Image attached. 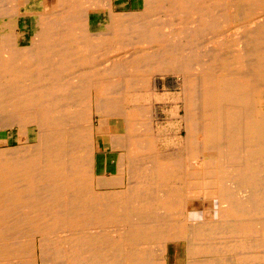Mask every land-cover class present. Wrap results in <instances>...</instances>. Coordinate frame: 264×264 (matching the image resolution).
Returning <instances> with one entry per match:
<instances>
[{
	"label": "bare ground",
	"instance_id": "6f19581e",
	"mask_svg": "<svg viewBox=\"0 0 264 264\" xmlns=\"http://www.w3.org/2000/svg\"><path fill=\"white\" fill-rule=\"evenodd\" d=\"M124 4L0 0V264H264V0Z\"/></svg>",
	"mask_w": 264,
	"mask_h": 264
},
{
	"label": "rangeland",
	"instance_id": "374dc122",
	"mask_svg": "<svg viewBox=\"0 0 264 264\" xmlns=\"http://www.w3.org/2000/svg\"><path fill=\"white\" fill-rule=\"evenodd\" d=\"M126 1H131L130 2L131 4L126 3ZM109 3H110V6L111 5L120 6V5L125 3L123 7L124 8H130L131 5L133 6L136 4V0H109ZM62 13H66V11L65 12L62 11ZM3 19H0V22H1V25H7L6 27L8 28L7 29L8 31H5V33H7V35H10V34L14 35L15 33L17 34L16 30L19 27L20 28V30L18 29L19 37L22 38L23 40L28 37L27 36L28 35L27 30L25 28L24 29L22 28L23 23H24L23 18L22 19L21 18H18V19L3 18ZM7 22H9V25ZM15 25L17 26V28H15ZM27 44H28V42L20 43V45H23V46H25ZM180 84H181L180 79L176 78L175 75H171V74L164 75V74L154 73V75L151 78V94L152 95L164 94V93H171L173 95L174 94L176 95V93L179 94ZM175 102H178L177 104H181V101H175ZM147 103H149L148 107H150L151 110H153V117H152L153 122H150V120H149V122L152 124V135H153V137L155 139H157L159 129H161L162 127L169 125L170 123L174 122V125H175V127H178L177 128L178 130L174 129L172 131H168L167 132L168 135H166V137L169 138L170 141L174 140V138H176V137L182 138V140H183V138L185 137V134H186L185 129L183 127L184 125L182 124V121L184 118L183 113H181V115H180L181 117L180 116L179 117H167L166 115H163V113L161 112L162 111L161 109H163L164 107H170L171 105H173V102L167 101V100L164 102L163 101H155L154 97L153 98L151 97L150 99H148ZM132 107H133L132 105H128L127 109H131ZM95 118L97 119V117H95ZM96 124H98V126H100V128H101L100 131L98 129H96V134H98L99 132H101V133L112 132V130L108 129V120L106 119V117H98V122ZM114 130L119 131L120 126L117 125ZM30 137H31V142H32L33 138H34V132L31 133ZM180 144H179V141H178V144H172L170 142V144L165 146L164 141H161V143H159V145L157 147V156H159L160 160L179 159L180 156L184 154V149ZM183 248H184V243H182V242H180V243H169L167 245L168 263L169 264H172L175 261L178 254L183 251ZM18 262H19V264L25 263L24 259H18Z\"/></svg>",
	"mask_w": 264,
	"mask_h": 264
},
{
	"label": "crops",
	"instance_id": "0c3cea01",
	"mask_svg": "<svg viewBox=\"0 0 264 264\" xmlns=\"http://www.w3.org/2000/svg\"><path fill=\"white\" fill-rule=\"evenodd\" d=\"M183 250H185V246H184Z\"/></svg>",
	"mask_w": 264,
	"mask_h": 264
}]
</instances>
